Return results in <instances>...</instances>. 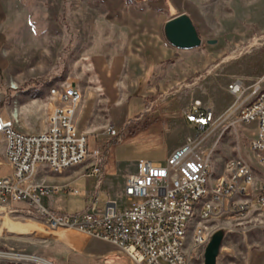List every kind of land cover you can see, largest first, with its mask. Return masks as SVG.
<instances>
[{"label":"rangeland","instance_id":"obj_1","mask_svg":"<svg viewBox=\"0 0 264 264\" xmlns=\"http://www.w3.org/2000/svg\"><path fill=\"white\" fill-rule=\"evenodd\" d=\"M180 13L193 20L202 37L200 46L178 49L166 39L164 24ZM210 39L216 42L210 44ZM106 55L109 57L104 58ZM141 55L162 57L155 61L157 70L150 69L157 84L152 96L156 104L151 105L139 92L123 96L108 112L118 136L103 133L104 126L88 135L91 150L100 147L107 153L98 193L100 207L109 198L127 206L131 200L124 187L127 177L136 172L137 162L164 163L176 145L196 135L195 126L183 124L194 105L200 111L213 112L216 131L203 141L202 148L240 154L256 177L264 176L249 145L254 125H228L252 88L264 87V0H0L2 116L6 119L18 108L17 119L12 114L10 118L20 120L19 125H30L23 131L38 133L50 99L48 90L76 79L87 89L82 90L83 99L84 93L105 98L108 93L101 90L100 75H120L132 85L147 69ZM237 79L243 82V89L234 94L229 85ZM119 95L116 93L117 98ZM84 118L85 113L80 120ZM45 180L51 185L64 184ZM95 183V177L81 176L71 186L89 191ZM250 198L251 215L207 222L210 240L221 235L219 264L227 259L234 263L264 248V217L257 208L255 190ZM47 202L62 212L76 213L87 206L89 198L61 191L42 198L48 208ZM15 205L27 206L24 202ZM193 218L188 220L187 249L192 250L191 264H204L205 248L193 247V228L197 227ZM6 221L28 224L32 229L27 234L13 233L5 228ZM0 224L5 228L0 235V264L41 260L31 249L48 230L44 222L1 208Z\"/></svg>","mask_w":264,"mask_h":264},{"label":"built area","instance_id":"obj_2","mask_svg":"<svg viewBox=\"0 0 264 264\" xmlns=\"http://www.w3.org/2000/svg\"><path fill=\"white\" fill-rule=\"evenodd\" d=\"M17 89L18 86H11ZM232 93L243 89L239 79L229 85ZM50 111L46 128L38 133L21 130L20 120L0 116V135L6 142V157L12 166L10 175L0 177V209L36 217L51 230H68L96 237L116 245L130 264H191L192 250L187 249L188 219L200 214L193 228V247L205 248L210 241L207 222L228 213L247 217L252 205L255 173L246 161L233 157L227 161V176L212 187H205L207 171L212 169L211 150L202 148L213 125V112L200 111L194 105L187 120L198 131L194 137L174 149L164 163L141 159L136 172L129 175L124 193L131 200L121 207L116 201L99 206V189L81 191L69 186L43 183L35 175L38 167L63 173L92 158L90 174L100 176L107 153L88 149L87 134L79 132L83 92L74 84H58L48 90ZM253 124L249 145L264 170V87L259 85L245 96L229 126ZM203 131V133L201 132ZM104 133L116 137L118 131L109 124ZM100 184V181H99ZM72 192L90 199V204L76 213H59L42 204V198ZM239 196L246 197L238 199ZM203 200L199 212L191 204ZM24 202L26 208L14 204ZM258 208L264 216V180L258 190Z\"/></svg>","mask_w":264,"mask_h":264},{"label":"crops","instance_id":"obj_3","mask_svg":"<svg viewBox=\"0 0 264 264\" xmlns=\"http://www.w3.org/2000/svg\"><path fill=\"white\" fill-rule=\"evenodd\" d=\"M108 57L109 56L106 55L104 58H108ZM140 58L141 60L145 61V68L147 69H145L144 72L141 75H139V77L135 80L134 83H132V85L127 83V81L124 79L123 76L120 77L119 75L118 77L113 78L112 73L105 72L102 75H100L101 76L100 79L102 81L101 90L108 93L107 97L96 99V97L92 95L91 93L86 94V95L84 93L81 113H80L79 120H78V129H79V132H84L87 134L88 149L90 152L100 147H96L93 150H91L90 145H89L88 135L89 133L95 132L97 128H99L100 126H104V130H105V128L109 124H113L109 122L108 112L114 102L119 101L121 98H123V96L127 97V96H130L132 93L139 92L140 96H142L144 99H148L151 102V105L154 106V104H156L157 100L156 98L152 96L155 94L156 92L155 90H157L156 88L157 84L156 82L153 83L155 78H153V76L150 74L151 73L150 69L154 67V69L157 70L155 61L160 60V58L162 57H159V55L152 56V57L150 55H141ZM69 84H74L79 89H81V91L85 90L87 92V89L84 87L85 85L82 84L79 80L72 79ZM116 93H120L118 98L116 97ZM2 111H0V116L3 118ZM49 111H50V107L48 104L47 109H45V112L43 113V119H42L43 126L41 130H44L46 128V118H47ZM84 113H85V118L82 121L80 120V117ZM11 114L12 112L10 111V114L7 118H10ZM158 123H161V121L159 120ZM125 124H127V122ZM154 124H156V122L153 123V125ZM183 124L184 126H186V128H187V125L189 124H192L193 126L197 128V126L194 123L189 122L187 119L186 121H184ZM29 126H30L29 124L18 125V127L21 130L24 127L28 128ZM213 126L214 125H212L211 128L209 129L208 136L205 139H207L210 135L214 134V132L216 131V129H214L215 127ZM104 130H103V133H104ZM191 132L192 130L189 129L188 134H191ZM181 145L182 143L176 145L171 151L180 147ZM5 150H6V142H5L4 137L0 135V177L10 175L12 172V166L6 157ZM211 151H212L211 156L213 155L212 156V169L210 171L209 179L207 182V184H209V186L207 185L208 187H212L214 184L222 181L227 176L228 171L226 168V163L229 159L233 157L243 159L240 156V154H238V156H232V154L224 155L222 153L221 154L213 153V150ZM93 163H94V159L90 158L84 165L71 168L69 170L64 171L63 173H52V172L50 173V170H48L47 168L38 167V171L35 176L39 180H41L43 183L47 182L45 179H47L48 181L59 180L60 182L64 184H68L69 186H71V181L74 180L75 178H78L81 176H93L96 178V183L93 189H90L89 191H87L91 193L95 191L96 189L100 190L101 185H102V179H103L105 169H106V161H105L104 165L102 166L100 176L92 175L90 174V171H91ZM262 180H264V176H261V177L255 176L254 181L252 183L251 196L253 194V190H255L257 197H258V190H259V186ZM99 181H100V184H99ZM250 197L249 199L252 201ZM245 198L246 197L244 196L238 197V199H245ZM108 201H116V200L109 198L107 202ZM90 202L91 201L89 199L87 206L90 204ZM46 205L48 206V209L53 210L55 212L67 213V212H62L58 209L52 208L48 202ZM27 206H23V208H26ZM16 207H22V206H16ZM248 215H251L250 212L248 213ZM223 216L227 217L228 219L237 218V217L229 215L228 213H222V214L212 217L210 220L218 219ZM47 229L48 230L45 229L44 235H41L42 241L40 242V244L34 247L31 246L33 247L31 251L35 253V255H37V257L41 260H37V262H15V263H23V264H130L127 257L122 253V251L116 245L108 241H104L102 239L91 237V236H88V235H85L79 232H75V231L51 230L48 227ZM4 232H5V228L3 226H0V235H3ZM217 264H219L218 261H217ZM223 264H229L228 259ZM230 264H264V248L261 250H257V251H251L245 258L240 259Z\"/></svg>","mask_w":264,"mask_h":264},{"label":"water","instance_id":"obj_4","mask_svg":"<svg viewBox=\"0 0 264 264\" xmlns=\"http://www.w3.org/2000/svg\"><path fill=\"white\" fill-rule=\"evenodd\" d=\"M164 34L168 42L178 49H192L202 44L193 20L187 13L172 16L164 24ZM210 44L216 40H208ZM221 244V235H215L205 247L204 264H217V256Z\"/></svg>","mask_w":264,"mask_h":264},{"label":"bare ground","instance_id":"obj_5","mask_svg":"<svg viewBox=\"0 0 264 264\" xmlns=\"http://www.w3.org/2000/svg\"><path fill=\"white\" fill-rule=\"evenodd\" d=\"M12 116L14 119H17L18 117V111L17 109H14ZM226 168H227V163H226ZM210 171H207V177H205V187H208L207 182L209 179ZM203 207V200H196L195 203L191 204V212H199L200 208ZM194 217V218H193ZM193 218L195 222L200 221V214H190L189 219ZM5 228L8 229V231L13 232V233H19V234H27L30 233L32 227L28 224H20L16 222H11V221H6ZM7 255V254H3ZM12 256L19 257L21 256L20 254H12Z\"/></svg>","mask_w":264,"mask_h":264},{"label":"trees","instance_id":"obj_6","mask_svg":"<svg viewBox=\"0 0 264 264\" xmlns=\"http://www.w3.org/2000/svg\"><path fill=\"white\" fill-rule=\"evenodd\" d=\"M138 1H140V0H138ZM7 264H23V263L8 262Z\"/></svg>","mask_w":264,"mask_h":264}]
</instances>
